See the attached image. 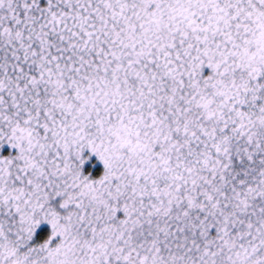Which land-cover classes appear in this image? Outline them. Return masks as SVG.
Segmentation results:
<instances>
[{"label":"snow or ice","instance_id":"obj_1","mask_svg":"<svg viewBox=\"0 0 264 264\" xmlns=\"http://www.w3.org/2000/svg\"><path fill=\"white\" fill-rule=\"evenodd\" d=\"M0 264H264V0H0Z\"/></svg>","mask_w":264,"mask_h":264}]
</instances>
